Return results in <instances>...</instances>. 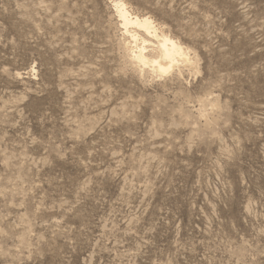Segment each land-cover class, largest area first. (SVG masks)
Instances as JSON below:
<instances>
[{
    "label": "rangeland",
    "instance_id": "obj_1",
    "mask_svg": "<svg viewBox=\"0 0 264 264\" xmlns=\"http://www.w3.org/2000/svg\"><path fill=\"white\" fill-rule=\"evenodd\" d=\"M112 1L0 0V264H264V0Z\"/></svg>",
    "mask_w": 264,
    "mask_h": 264
},
{
    "label": "bare ground",
    "instance_id": "obj_2",
    "mask_svg": "<svg viewBox=\"0 0 264 264\" xmlns=\"http://www.w3.org/2000/svg\"><path fill=\"white\" fill-rule=\"evenodd\" d=\"M124 31L130 59L141 69L166 75L181 65L192 64L190 52L151 17L134 13L123 0L112 1Z\"/></svg>",
    "mask_w": 264,
    "mask_h": 264
}]
</instances>
